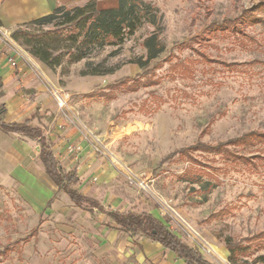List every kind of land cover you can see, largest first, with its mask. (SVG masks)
<instances>
[{
    "label": "rangeland",
    "instance_id": "374dc122",
    "mask_svg": "<svg viewBox=\"0 0 264 264\" xmlns=\"http://www.w3.org/2000/svg\"><path fill=\"white\" fill-rule=\"evenodd\" d=\"M144 1L155 8L158 24H144L123 45L96 47L80 62L65 57L52 70L30 53L47 48L58 55L72 48L77 35L68 27L41 36L53 24L20 26L16 30L31 35L21 40L13 36L16 30L0 26L3 53L39 61L34 64L50 94L52 88L60 89L68 99L60 112L64 123L86 137L95 155L109 161L115 187L123 188L134 206L158 209L168 227L213 264H264V249L244 241L264 230V146L230 147L250 163H231L201 151L192 152L194 161L177 154L198 143L215 145L264 132V0ZM251 15L258 21L249 23ZM151 38L159 52L153 60L146 46ZM142 62H149L148 68ZM223 63L250 66L233 71ZM87 64L112 72L83 75ZM138 76L145 83L136 90L121 88L110 92L111 99L102 96L109 86ZM151 76L155 83H149ZM89 93L96 96L86 97ZM11 200L10 205L6 197L0 199V231L11 223L0 242L14 245L11 264H103L97 258H72L71 240L67 248L57 249L54 243L61 240L55 233L54 243L17 245L38 218L25 212L19 196Z\"/></svg>",
    "mask_w": 264,
    "mask_h": 264
},
{
    "label": "crops",
    "instance_id": "0c3cea01",
    "mask_svg": "<svg viewBox=\"0 0 264 264\" xmlns=\"http://www.w3.org/2000/svg\"><path fill=\"white\" fill-rule=\"evenodd\" d=\"M89 3H95L99 10L119 6V0H0V26L11 33L20 26L52 14L58 7L74 9ZM9 59L0 53V79L3 83L0 103L5 104L7 109L5 122H30L32 127L39 128L60 166L68 171L76 170L80 180L77 189L100 202L105 209L126 212L136 208L137 211L151 213L168 226L155 207L134 206L130 197L126 199L119 195L127 192L115 187L116 175L109 161L95 155L86 137L64 123L49 92V83L40 79V72L34 64L39 61L24 54L15 55L13 62ZM37 65L53 82L50 73ZM40 150L38 140L0 130V199L6 197L11 205V198L19 196L25 212L37 216L34 229L38 227L39 233L37 238L32 239L35 243H54L52 238L56 239L53 236L55 233L57 240H61L54 243L57 249L67 248L72 241L74 259L82 257L94 262L97 258L103 264H187L176 253L143 235L122 232L98 209L90 212L78 207L51 180L40 159ZM10 225L6 223L0 234L6 236ZM48 248L46 246L45 253ZM56 253L54 251V255ZM1 264H11V254Z\"/></svg>",
    "mask_w": 264,
    "mask_h": 264
},
{
    "label": "trees",
    "instance_id": "16d2710c",
    "mask_svg": "<svg viewBox=\"0 0 264 264\" xmlns=\"http://www.w3.org/2000/svg\"><path fill=\"white\" fill-rule=\"evenodd\" d=\"M261 7V9L264 8V3H262ZM154 10L155 8L144 0H119V6L117 8L106 10H97L95 3H89L83 7H76L74 9L58 7L52 14L25 25L43 26L53 24L54 28L41 34V36L58 35L64 31L65 27H68L76 32L75 35L77 36L74 45L65 54L53 55L50 49L47 48L31 49L30 53L52 70L64 62L65 57H69L70 62H80L89 58L96 47L123 45L126 40L133 36L144 24H158L159 20L157 16L154 15ZM246 20L249 23L258 21V19L252 15L247 16ZM225 30L227 31V29L223 30L222 28H219V31ZM13 36L17 40H21L22 37H31L29 33L22 30H16L13 33ZM154 40L155 38H151L146 44L150 51L149 60L157 58L159 53L154 52ZM202 61H206V63L209 64L214 63L206 57H203ZM245 65L250 66L245 63L222 64L225 68H229L233 71L239 70V68L244 67ZM148 66L149 62L141 63L143 69L148 68ZM102 67L103 65L101 64L99 66L87 64V70L83 71V75L101 76L112 72V69ZM143 76H138L136 79H126L119 84L109 86L108 89L110 91L102 94V96L111 99L112 96L110 92L121 88L136 90L139 85L145 83L140 79ZM148 81L149 83H155L152 76ZM2 89L3 83L0 79V100L3 97ZM95 96L96 94L94 93L86 94V97L88 98ZM6 114L7 109L5 104L0 103V130L4 133L23 134L32 139L38 140L41 145L40 159L45 166L47 174L58 189L66 193L78 207L90 212L98 209L113 220L117 228L122 232L133 236L143 235L152 241L161 244L165 249L176 253L180 258L184 259L187 264H213L205 259L197 249L186 244L178 235L170 230L164 222L155 218L151 213L147 211H137L136 208L126 212L105 209L97 200L82 194L77 189L80 180L76 170L68 171L60 166L54 156L50 144L42 136L41 130L37 127H32L30 122L7 123L5 122ZM259 145L264 146V132L252 131L215 145L198 143L193 147L179 150L177 154L179 155V158H189L194 161L191 156L192 152L201 151L203 153L220 155L231 163H236V161L250 163L252 161L249 160L248 157L234 153L230 147L247 150L248 148H253ZM119 195L129 199V196L124 192L119 193ZM38 233L39 229L37 227L28 235L17 239L15 243L17 245H26L33 238H37ZM244 241L251 243L249 245H253L258 249H264V230L245 238ZM12 245L11 242L6 245L0 243V264L7 260L8 256L14 250V245ZM228 247H230L231 251H234L235 244L230 242Z\"/></svg>",
    "mask_w": 264,
    "mask_h": 264
},
{
    "label": "built area",
    "instance_id": "2783aa9c",
    "mask_svg": "<svg viewBox=\"0 0 264 264\" xmlns=\"http://www.w3.org/2000/svg\"><path fill=\"white\" fill-rule=\"evenodd\" d=\"M0 44H1L0 53H3V49H4L5 45H6L5 38H0ZM9 61L13 62L12 57H11V59H9ZM51 95L55 99L57 107H58L60 112L68 107V99L62 93V91L60 89L52 88L51 89ZM94 151L98 152L99 149L95 147Z\"/></svg>",
    "mask_w": 264,
    "mask_h": 264
}]
</instances>
